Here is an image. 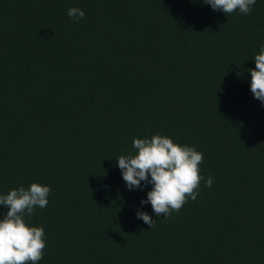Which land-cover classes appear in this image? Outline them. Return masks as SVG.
Listing matches in <instances>:
<instances>
[{
  "label": "trees",
  "instance_id": "1",
  "mask_svg": "<svg viewBox=\"0 0 264 264\" xmlns=\"http://www.w3.org/2000/svg\"><path fill=\"white\" fill-rule=\"evenodd\" d=\"M262 45L264 0L248 15L202 0H0V194L50 187L27 218L45 232L38 264H264V105L248 71ZM155 134L202 152L213 178L167 218L116 161Z\"/></svg>",
  "mask_w": 264,
  "mask_h": 264
},
{
  "label": "clouds",
  "instance_id": "2",
  "mask_svg": "<svg viewBox=\"0 0 264 264\" xmlns=\"http://www.w3.org/2000/svg\"><path fill=\"white\" fill-rule=\"evenodd\" d=\"M202 3L224 15L237 10L248 15L256 0H202ZM67 15L74 20L85 17L80 8H70ZM253 59L255 69L248 70L250 91L264 105V45ZM132 148L135 154L120 155L116 159L117 167L128 190H143L141 182L151 185L141 205L150 204L156 217L167 218L173 212L178 213L189 199L195 201L202 180L205 187H212L213 178L200 175L204 155L195 147L181 146L167 136L155 134L150 138H134ZM50 191L47 185L31 183L27 188L20 186L0 194V206L7 208L0 219V264H38L43 259L44 228L30 226L27 218L36 208L47 207ZM136 218L150 229L154 226L155 221L147 212L138 210Z\"/></svg>",
  "mask_w": 264,
  "mask_h": 264
}]
</instances>
